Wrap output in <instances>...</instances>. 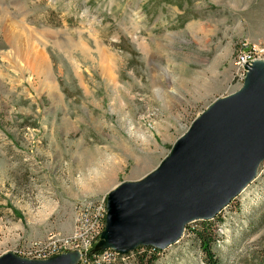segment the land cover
<instances>
[{
	"label": "rangeland",
	"instance_id": "374dc122",
	"mask_svg": "<svg viewBox=\"0 0 264 264\" xmlns=\"http://www.w3.org/2000/svg\"><path fill=\"white\" fill-rule=\"evenodd\" d=\"M246 43L264 53V0H0V257L71 235L79 202L156 170L242 88ZM208 224L220 264H264V162ZM203 226L155 264H206Z\"/></svg>",
	"mask_w": 264,
	"mask_h": 264
},
{
	"label": "water",
	"instance_id": "95a60500",
	"mask_svg": "<svg viewBox=\"0 0 264 264\" xmlns=\"http://www.w3.org/2000/svg\"><path fill=\"white\" fill-rule=\"evenodd\" d=\"M242 88L215 101L142 180L107 198V225L90 256L112 249L165 250L196 221L217 217L255 180L264 162V60L246 67ZM79 252L30 260L8 253L0 264H78Z\"/></svg>",
	"mask_w": 264,
	"mask_h": 264
},
{
	"label": "built area",
	"instance_id": "2783aa9c",
	"mask_svg": "<svg viewBox=\"0 0 264 264\" xmlns=\"http://www.w3.org/2000/svg\"><path fill=\"white\" fill-rule=\"evenodd\" d=\"M242 63L238 65L237 76L239 81L244 82L246 77V67L256 61L264 60V53L255 47L244 44L240 49ZM107 199L99 201L83 200L77 204L75 227L71 235H54L49 241H37L32 243L19 257L30 260H48L54 256L71 252H79L81 259L79 264H100L101 261L114 264L119 260L126 261L133 253L121 255L112 249L89 255L96 244L100 241L102 230L107 225Z\"/></svg>",
	"mask_w": 264,
	"mask_h": 264
},
{
	"label": "trees",
	"instance_id": "16d2710c",
	"mask_svg": "<svg viewBox=\"0 0 264 264\" xmlns=\"http://www.w3.org/2000/svg\"><path fill=\"white\" fill-rule=\"evenodd\" d=\"M219 215L212 220L214 221ZM212 220L202 221L204 226L201 230L195 233V236L200 244V249L205 257L206 264H220V261L214 252V246L218 241V236L215 233L214 228L208 224ZM161 251L162 250L153 247H139L132 253L136 255L139 264H155L159 259ZM99 253L100 252H96L93 256Z\"/></svg>",
	"mask_w": 264,
	"mask_h": 264
},
{
	"label": "bare ground",
	"instance_id": "6f19581e",
	"mask_svg": "<svg viewBox=\"0 0 264 264\" xmlns=\"http://www.w3.org/2000/svg\"><path fill=\"white\" fill-rule=\"evenodd\" d=\"M7 30V29H6ZM12 30V29H11ZM12 34V33H11ZM12 38V45H15L16 44V46H18V41L20 40L19 38H20V35H17L16 33L15 34H13L12 36H11ZM16 42V43H15ZM31 43V42H30ZM22 48V47H21ZM39 60V59H38ZM35 62V61H34ZM242 63V54H240V52L238 53V56H237V60H236V64H237V66L238 65H240ZM37 64V63H36ZM39 64H41V65H39ZM44 64H45V61L43 62L42 60L40 61V63H38V65H36V66H34L35 67V69H37V70H41L42 72H44L45 70H46V68H45V66H44ZM37 72V71H36ZM38 74H39V72H38ZM106 215H108V208H106ZM104 231L105 230H102V234L104 233ZM102 252V251H101Z\"/></svg>",
	"mask_w": 264,
	"mask_h": 264
}]
</instances>
